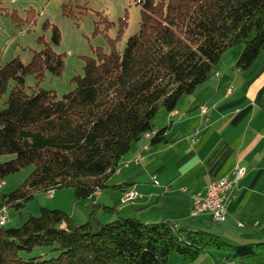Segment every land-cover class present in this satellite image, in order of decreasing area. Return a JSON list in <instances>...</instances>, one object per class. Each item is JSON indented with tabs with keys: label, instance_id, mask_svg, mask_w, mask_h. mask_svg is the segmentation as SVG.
I'll return each instance as SVG.
<instances>
[{
	"label": "trees",
	"instance_id": "obj_1",
	"mask_svg": "<svg viewBox=\"0 0 264 264\" xmlns=\"http://www.w3.org/2000/svg\"><path fill=\"white\" fill-rule=\"evenodd\" d=\"M135 2L142 7L138 33L118 51L128 25L127 17L121 19L111 51L98 48L96 58H87L83 76L72 79L74 90L60 98L54 91L25 90L29 75L39 81L46 71L62 74L63 57L50 48L27 65L14 59L0 67V96L15 82L0 109V155L14 156L0 163V182L34 166L20 188L3 195L2 207L19 211L38 192L72 188L82 201L104 191L132 144L153 131L157 113L176 110L182 97L212 76L225 53L244 43L237 67L247 70L264 51V32L248 42L264 25V0ZM52 41L60 42L56 27ZM164 134L157 132L150 144L165 142ZM93 207L81 225L66 212L42 208L20 227H0V264H168L172 254L193 264L212 251L224 255L218 264H264L263 243L230 245L210 226L143 223L136 217L104 222L98 213L114 209Z\"/></svg>",
	"mask_w": 264,
	"mask_h": 264
},
{
	"label": "crops",
	"instance_id": "obj_2",
	"mask_svg": "<svg viewBox=\"0 0 264 264\" xmlns=\"http://www.w3.org/2000/svg\"><path fill=\"white\" fill-rule=\"evenodd\" d=\"M255 32L258 37L264 25ZM243 51L239 45L230 49L212 76L182 97L176 110L157 113L153 132L165 130V142L152 146V138H142L132 144L109 187L87 200L114 209L98 214L109 215L108 221L136 217L143 223L208 225L211 230L216 225L214 233L230 245L264 244V51L249 69L241 70L237 62ZM236 165L244 167L246 175L226 206V221L214 223L207 215L191 219L192 198L203 195L212 181L230 175ZM133 188L140 197L123 204V192ZM63 195L72 197L71 192ZM57 197L63 200L62 193L55 192L52 199ZM81 208L87 209L86 215L73 213L75 223L77 218L88 219L89 208ZM223 256L208 252L193 264H218ZM231 263L249 264L239 259ZM168 264L185 263L172 254Z\"/></svg>",
	"mask_w": 264,
	"mask_h": 264
},
{
	"label": "rangeland",
	"instance_id": "obj_3",
	"mask_svg": "<svg viewBox=\"0 0 264 264\" xmlns=\"http://www.w3.org/2000/svg\"><path fill=\"white\" fill-rule=\"evenodd\" d=\"M141 8L135 0H0V67L14 59H19L23 65H27L37 53L50 48L63 57L62 74L55 76L46 71L39 81L29 75L25 78V90L28 94H33L36 89L54 91L60 98L74 90L72 79L83 76L87 58H96L98 48L105 53L111 51L110 40L118 38L120 20L127 17V29L121 33L117 42V50H124L127 40L139 31ZM54 27L60 34L58 45L52 41ZM255 38L254 31L248 42ZM239 46L245 48L246 45L243 43ZM14 86L15 82L10 81L7 91L0 96V109L5 107ZM13 158V155H0V163ZM33 170L34 166L26 167L5 177L2 180L5 185L2 186L0 182V209L5 208L7 213V223L4 227H20L30 216H39L42 208L61 210L70 217L73 213L76 217H82L86 215L87 210H82L81 204H84L89 208V215L91 214L93 204L97 202L87 201L88 199L77 201L72 188L53 191V194L62 193L63 200L62 197L61 200L59 197L52 199L53 195L38 192L19 211L10 206L2 207L3 195L20 188ZM66 192H71L72 197L63 195ZM107 214H98L100 221L109 222ZM77 219L79 223L76 225L86 222L82 218ZM207 226L204 228L208 229ZM216 229L214 225L212 231L216 232Z\"/></svg>",
	"mask_w": 264,
	"mask_h": 264
},
{
	"label": "built area",
	"instance_id": "obj_4",
	"mask_svg": "<svg viewBox=\"0 0 264 264\" xmlns=\"http://www.w3.org/2000/svg\"><path fill=\"white\" fill-rule=\"evenodd\" d=\"M232 88L228 89V94H231ZM202 114L206 110L201 111ZM156 136L155 132H148L143 135V138H153ZM140 158H137L138 163ZM246 175V169L240 165H236L230 175L225 178L212 181L207 187L205 193L200 196L192 198V208L190 211L191 219H198L201 216L207 215L213 219L214 222L223 223L226 221L228 202L233 198L234 192L239 182ZM155 184H158L154 181ZM3 185V183H2ZM48 195H53V192H48ZM140 197L138 191L133 188L125 191L122 196L123 204H130ZM7 223V213L5 208L0 209V226H5ZM225 264H233L226 262Z\"/></svg>",
	"mask_w": 264,
	"mask_h": 264
}]
</instances>
